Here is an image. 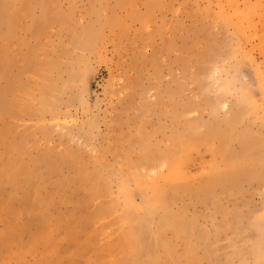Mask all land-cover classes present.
I'll use <instances>...</instances> for the list:
<instances>
[{
    "label": "rangeland",
    "instance_id": "obj_1",
    "mask_svg": "<svg viewBox=\"0 0 264 264\" xmlns=\"http://www.w3.org/2000/svg\"><path fill=\"white\" fill-rule=\"evenodd\" d=\"M263 171L264 0H0V264H264Z\"/></svg>",
    "mask_w": 264,
    "mask_h": 264
},
{
    "label": "bare ground",
    "instance_id": "obj_2",
    "mask_svg": "<svg viewBox=\"0 0 264 264\" xmlns=\"http://www.w3.org/2000/svg\"><path fill=\"white\" fill-rule=\"evenodd\" d=\"M242 110V109H241ZM233 117V116H232ZM235 117V116H234ZM227 120H229V119H227ZM235 120V119H234ZM229 121H231V120H229ZM213 131H216V130H213ZM187 134V133H186ZM211 135H213V136H216V133H214V134H212V133H210ZM220 134H222V133H220ZM220 134H218L217 133V136L219 135L220 136ZM223 135V134H222ZM221 135V136H222ZM188 136V135H187ZM218 136V137H219ZM218 137H216L217 139H219ZM223 137V136H222ZM225 137V136H224ZM220 139H221V137H220ZM185 141V140H184ZM183 141V142H184ZM187 146V145H186ZM186 146H184V147H186ZM181 147H183V143H182V146ZM183 147V148H184ZM229 158H231V157H228L227 158V160L229 159ZM232 160V159H231ZM226 168V169H225ZM225 168L224 169H222V170H219V169H217V168H213L212 170V175H211V177H214L215 176V174H218L219 175V178L217 177V176H215V179H217L216 181H219V180H221V179H224V181H226L225 179L226 178H230L231 179V182H235V181H237V179H238V177L241 175V176H243V175H248L249 174V172H250V168L248 169V168H242V169H239V168H237L236 167V165L233 163V161L232 162H229V160H228V162L226 163V166H225ZM252 171V173L251 174H253V170H251ZM180 172H181V169L177 166V167H175V168H173V169H171V174L173 175V176H176V175H179L180 174ZM264 172V171H263ZM256 174V173H255ZM254 175V174H253ZM206 190H208V186H207V188H206ZM130 216V215H129ZM134 222V221H133ZM137 222V221H136ZM135 223V222H134ZM187 221H185V220H183V221H180V226H184L185 228L184 229H186L187 227ZM163 225H164V219L162 218L160 221H159V225H158V228H162L163 227ZM182 229V228H181ZM183 229V230H184ZM185 232V231H184ZM130 238H132L133 240L134 239H136L137 240V245H135V247H137V248H142V245L144 244V242H145V245L147 246V248H148V242H146L145 240L146 239H148V238H151V239H153L154 241H157L158 240V243L159 242H162V239H161V237L159 236V234L157 233V232H149L148 231V229H147V226H142L141 225V223L139 224V225H137V226H135L134 228H133V230H132V226H131V231L127 234ZM126 237V236H125ZM157 243V242H156ZM208 244V243H207ZM206 246V245H205ZM189 251L187 252V254H189L190 252H191V249L189 248L188 249ZM211 250V249H210ZM208 252V251H207ZM155 253H156V251H155ZM152 256H154L153 255V253H152Z\"/></svg>",
    "mask_w": 264,
    "mask_h": 264
}]
</instances>
